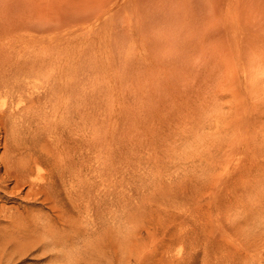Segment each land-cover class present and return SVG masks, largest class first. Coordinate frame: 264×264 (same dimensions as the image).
Returning <instances> with one entry per match:
<instances>
[{
    "label": "rangeland",
    "instance_id": "obj_1",
    "mask_svg": "<svg viewBox=\"0 0 264 264\" xmlns=\"http://www.w3.org/2000/svg\"><path fill=\"white\" fill-rule=\"evenodd\" d=\"M117 1L28 0L22 4L25 13L46 21L53 16L56 19L58 11L61 14L75 8L77 20L72 24L82 28L83 34L87 30L91 40L83 36L81 41L85 40L81 43L85 47L81 44L82 49L80 46V50L69 52L67 57L83 54L82 58L98 57V63H103V51L111 50L115 67L109 80L119 81L110 89L122 93L123 87L124 91L123 99L116 93V106L121 114L126 112V117L137 112L131 114L132 119L129 115L128 119L118 121L122 124L114 125L117 133L113 142L117 136L118 145L112 144L116 157H109L111 173H104L105 158L102 160L99 154L105 146V137L100 129L107 127L108 116L104 101L96 99L98 92L90 89L95 78L87 79L83 83L85 88L82 85L86 99H82L83 103L79 101L80 107L75 111L76 144L72 154L77 159L79 178L97 182V189L82 194L81 181L72 178L68 171V176L61 183L58 181V188L49 191V196L39 186L59 178L57 151L70 155L71 145L67 141L59 147L53 142L49 144L43 119L28 130L23 129L28 124L20 120L25 111L42 107L18 100V94L37 97L46 87L16 89L14 107L25 109L21 108L16 116L20 122L17 120L15 132L7 140L6 126L0 118V264H66L72 260L74 264H264V0H142L141 5H136L141 0L133 3L120 0L118 5ZM109 8L110 17L114 13L115 20L122 17L113 26L114 19L107 18ZM101 23L104 28H99ZM89 26L96 31L103 29L100 36L99 31L95 36ZM139 29L143 31L141 37ZM104 30L106 42L101 40L106 34ZM23 32L15 29L8 36L18 44L24 39ZM46 33L52 36V31ZM46 33L39 34L47 37ZM114 35L120 39L116 41ZM153 40L159 41L158 46ZM132 46L137 48L135 53L130 49ZM20 50L15 51L16 58H22ZM127 50L130 54L123 56ZM38 52L44 54L46 48ZM130 56L139 60L134 63L130 60L126 65L125 58ZM141 57L153 59L151 65L149 59V64L144 60L145 64L139 66ZM135 68H139L138 72ZM141 69L143 73L149 71V75L144 78ZM43 70L52 71L49 67ZM116 71L123 74V79L127 77L128 82H135L137 89L133 87L135 83L120 80ZM99 79L96 81L103 85L108 80L101 76ZM145 79L153 83L159 80L157 88H151L153 83L148 80L145 83ZM143 84L147 89L150 86V96L155 98L150 97L154 106L148 104L152 109L147 106L140 112L137 105H131L136 104L132 102L136 101L135 91ZM103 87L102 97L107 92ZM2 106L1 98L0 115ZM124 121L128 124H123ZM24 163H30L33 170L21 177L20 166ZM87 204L91 206L89 210H85ZM42 233H46L43 237L49 245L37 243L31 247Z\"/></svg>",
    "mask_w": 264,
    "mask_h": 264
},
{
    "label": "bare ground",
    "instance_id": "obj_2",
    "mask_svg": "<svg viewBox=\"0 0 264 264\" xmlns=\"http://www.w3.org/2000/svg\"><path fill=\"white\" fill-rule=\"evenodd\" d=\"M25 1H28V0H0V99L2 98V105L4 106H2V109H1V115H0V118H1V120H3V123H4V125L6 126V132H7V134H6V140L8 139V138H10V134H11V132L12 133H14L15 132V130H14V128H15V125H16V123H17V120H18V122H20L19 121V119H17L16 120V116L20 113V110H21V108H24V107H19L18 109H15V107H14V102L16 101L15 100V95H16V93H15V91H16V89L17 88H21V87H28V88H30V89H33V87H35V88H37V89H39V88H45V90L43 91V93L42 94H39V95H37V97H32L31 96V98H28L27 97V95L26 94H24L23 92L22 93H20V94H18V100H27V102H29L28 103V105H30V106H32V107H37L36 105H39V106H41L42 107V109H38V110H36V109H34V110H32L31 109V107H30V109H27V111H25L26 113L25 114H23V117L20 119L22 122L23 121H25L26 123H28L27 125H24V130L25 129H27L28 130V128L30 127V126H32V125H36L37 123V121L39 122V120L40 119H43V122H41V120H40V122L42 123V126H43V128L46 130V134H47V136H48V138L46 139L47 141H49V144H50V142L52 143H54L53 145H57L58 147H59V144L61 143V142H63V141H67V142H69V144L71 145L69 148V150H70V155H64V154H62L60 151H57L59 154H60V156L58 157V159L60 160V161H57L56 163H57V172H58V176H59V178H53V179H51V181H50V183H48V184H43V185H41V186H39L40 188H45L44 190L43 189H41V190H43V191H46V193H47V191H48V193H49V191H53V190H55V188H58V186H59V180H60V183H61V181H62V178H64L66 175H67V173H68V171L70 172L69 174H71L72 175V178H75V179H78V180H80L81 182L79 183V184H81L80 186H81V189H80V192L82 193V194H84V192H87V193H89L90 194V192L93 190V189H97V185H96V183L97 182H91V181H89V183H88V181L86 180V181H82L83 179H81V178H79L81 175H78L79 173H78V165H77V159H76V157L74 156V154H72V151L74 150L73 149V145L75 146V141H76V139H75V137H74V131H75V129L77 128V120H75V111L76 110H78V108L80 107L78 104H79V101H81L82 102V99H86L85 97H84V95H85V93L84 92H82V90H84L83 88H85L84 87V84L83 83H85V81L87 82V79H91V80H93L94 78H95V81L93 80V82L90 84V85H92L91 86V90H93L92 88H94V91L96 90L97 92H98V96L96 97V99L97 98H99V100L101 101V99L104 101V105H105V110L107 111V116H108V118H106V117H104V118H106L107 119V121H108V123H107V127H106V125L105 126H103V127H105V128H103V130L102 129H100L101 131H103V135H104V137H105V146L103 147V149L101 150V152H100V157L102 156V160L105 158V166L104 167H102L103 169H104V173H111V169H112V166H111V164H109L108 163V159H109V157H113V159H114V157H116V156H114L115 155V151H114V148H113V146H114V144H112V142H113V139H114V137L115 136H113L114 134H115V132H116V129L117 128H115L114 127V125L116 124L117 125V123H118V121H120V120H122L123 118H127L128 119V117H129V115H131L132 113H134V112H132V110L131 109H129V106H130V99L128 100L127 99V97L128 96H126V99H127V101H129V106L128 105H125V102H124V106H128V108H126V109H129V112H132L131 114L130 113H128L129 115L126 117V112H125V114L123 113V114H121L120 112V109H118L117 108V106H116V104H117V102L115 103V100H117V97H116V93L114 92V89L112 88V89H110L111 88V86H114V85H116L117 84V81H119V80H115V79H110L109 80V78H110V76H111V74L113 73V66L115 65H113L112 64V59L114 60V58H111V56L113 55H111V50H107V51H103V52H105V54H103L102 56H103V63L101 62L100 63V61H99V63H98V57L96 58V59H93L92 60V58H91V56L88 58V56H86L87 58H82L81 56L83 55V54H81V52H80V57L79 56H77V58H68L67 57V55H69V52H71V51H74V50H80V46H81V42H83L84 40H82L81 41V38L83 37V36H85V37H87L88 39H86V40H88V41H90L91 40V37H90V40H89V36L87 35L88 33L86 32L87 30H85V32H86V35H85V32H84V34H83V29L82 28H80V29H82V31L80 30V29H78V28H75L74 26L75 25H73L72 23H75L76 24V22H74L75 20H77V19H74L75 18V14L77 15V13H75L74 12V10H75V8H74V10L73 9H71L70 10V12H69V10L68 9H66L65 10V8H63L62 10V12H64V10H65V12L64 13H59V12H61V11H58V16L56 17V19L54 18V16H53V18L51 19L50 17L52 16H50L49 18H50V20L49 21H46V20H40L39 18H37V19H35V18H33L32 16H30L31 14L29 13V12H27L26 11V13H25V10H24V7H23V2H25ZM123 1V0H122ZM124 1H127V0H124ZM130 0H128L127 2L128 3H133L134 1L133 0H131V2H129ZM137 1H139V0H137ZM136 1V2H137ZM145 1V0H144ZM141 3L140 4H138V3H136V5H141L142 3H144V2H142V0L140 1ZM112 3H114V2H112ZM111 3V4H112ZM117 3V5L118 4H120V0L119 1H117L116 2ZM115 3V4H116ZM29 5V4H28ZM117 5H115V6H117ZM129 5V4H128ZM133 5V4H132ZM113 6V5H112ZM120 6V5H119ZM124 6H125V2H124ZM126 6H127V3H126ZM130 7H131V4L129 5ZM29 7V6H28ZM122 7H123V5H122ZM133 7V6H132ZM134 7H135V5H134ZM105 8V7H104ZM110 8H112L111 6H110ZM110 8H109V12L108 11H106V12H108L107 13V18H110L108 21H113V19L114 18H116V13H114L115 11H116V8H115V11H114V9H113V11L114 12H112L111 14H113V16H109L108 14L110 13ZM125 8V7H124ZM106 9V8H105ZM73 10V11H72ZM77 10V9H76ZM112 10V9H111ZM117 12V11H116ZM119 12V11H118ZM56 13V12H55ZM54 13V14H55ZM122 13V11L120 12V14ZM57 14V13H56ZM106 14V13H105ZM124 14V13H123ZM117 16H119V13L117 14ZM123 16V15H122ZM150 16H152V15H150ZM149 16V17H150ZM76 17H78V16H76ZM112 17H114V18H112ZM121 19H122V17L121 16H119ZM119 17L116 19V20H118L119 19ZM153 18V17H152ZM115 19H114V21L112 22V26H113V23H116L115 21H116ZM121 21V20H120ZM104 24H105V22H103ZM103 23H101L100 25V27L99 28H104L105 27V25H103ZM111 23V22H110ZM118 23V22H117ZM122 23H123V21H122ZM124 24V23H123ZM122 24V25H123ZM131 24V23H130ZM103 25V26H102ZM116 25V24H115ZM141 25V24H140ZM109 26L110 27H112L111 26V24H109ZM142 26V25H141ZM129 28H128V31L130 32V33H132L133 35L135 34V33H133V30H132V32L130 31L131 30V26H128ZM89 28L91 29L92 27L91 26H89ZM98 28V29H99ZM113 29H115V27H112ZM125 28H127V27H125ZM17 30V29H22L24 32H23V34H24V39L22 40V41H20L18 44H15V42H13V38H10L8 35H10V33L13 31V30ZM90 29H89V32H90ZM112 29V30H113ZM136 29V28H135ZM52 31V36L50 35V36H48V33H46V31ZM93 30V28L91 29V31ZM95 30V29H94ZM93 30V34L96 36L97 35V31H99V35H97V36H100V31H102V30H95L94 31ZM112 30H111V32H112ZM140 30V32H142V33H138L139 34V36L140 35H142L143 34V31H141L142 29H139ZM115 31H117V30H114V32ZM118 31H120V30H118ZM41 32H43V33H46V35H47V37H45V35L44 36H42V35H40L39 33H41ZM95 32V33H94ZM104 32H106V34H105V36H104V39L102 38L101 39V37H100V39L101 40H105V42H106V40L107 39H105V37H106V35H107V31H105L104 30ZM129 32H128V35H130V37H129V39H132L131 38V34H129ZM134 32H137V29L134 31ZM103 33V32H102ZM117 33V32H116ZM115 33V34H116ZM124 33V32H123ZM108 34H109V32H108ZM112 34V33H111ZM114 34V33H113ZM118 34V33H117ZM125 34V33H124ZM92 35V34H91ZM93 35V36H94ZM101 35H104V34H101ZM94 36V37H95ZM110 36V35H109ZM117 36V35H116ZM115 35H114V37H116ZM125 36V35H124ZM136 36H137V34H136ZM111 37V36H110ZM109 37V40H111V38ZM122 37V36H121ZM141 37V36H140ZM98 38V37H97ZM107 38V37H106ZM117 39H116V41L117 40H119L118 39V37H116ZM96 39V38H95ZM126 39V38H125ZM128 39V40H129ZM124 40V39H123ZM123 40H120V42H122ZM158 40V39H157ZM157 40H153V42L155 43V45H157L158 43H159V41H157ZM92 41H94L95 43L96 42H98V41H95L94 39H92ZM114 41H115V39H114ZM115 41V44L117 43L118 44V42H116ZM125 41V40H124ZM101 43H103L102 41H100ZM104 42V43H105ZM127 42V41H126ZM153 42H151V45H153L152 43ZM158 42V43H157ZM85 43V42H84ZM91 42H89V44H90ZM94 43V44H95ZM111 43V42H110ZM128 43V42H127ZM126 43V44H127ZM157 43V44H156ZM87 44V43H86ZM88 44V45H89ZM99 44V43H98ZM106 44V43H105ZM104 44V45H105ZM114 44V45H115ZM124 44V43H123ZM83 45V44H82ZM92 45V44H91ZM95 45H97V44H95ZM111 45V44H110ZM110 45H108V46H110ZM119 45V44H118ZM122 44H120V47H122V46H124L125 47V45H122ZM135 45V44H134ZM133 45V46H134ZM84 47H85V44L83 45ZM87 46V45H86ZM90 46V45H89ZM88 46V47H89ZM100 46H101V44H100ZM99 46V47H100ZM106 46H107V44H106ZM133 46H132V48H133ZM147 46V45H146ZM145 46V47H146ZM158 46V45H157ZM156 46V47H157ZM46 48V52L43 54V53H41L40 54V52H38V49H41V48ZM93 47V49H94V46H92ZM101 47H103V46H101ZM105 47V46H104ZM119 47V46H118ZM127 47V46H126ZM134 47H136V46H134ZM152 47H154V45L152 46ZM155 47V48H156ZM114 48H116V47H114ZM132 48H130L131 49V51H134L133 53H135V51H136V49H134V50H132ZM19 50V49H21L20 51H22V54H23V56H22V58L20 57V58H16L15 56H14V53H15V51L16 50ZM81 49H82V46H81ZM105 49V48H104ZM121 49V48H120ZM127 49V48H126ZM125 49V50H126ZM84 50V49H83ZM87 50V49H86ZM99 50H101V49H99ZM106 50V49H105ZM116 50H117V48H116ZM122 50H123V48H122ZM40 51V50H39ZM94 51V50H93ZM96 51V50H95ZM94 51V52H95ZM97 51H98V49H97ZM102 51V50H101ZM140 53H142L141 52V50H138ZM92 52V51H91ZM90 52V53H91ZM126 53H124V55H123V53H122V55L123 56H127V52H128V50L127 51H125ZM82 53H83V51H82ZM97 53V52H96ZM100 53V52H99ZM102 53V52H101ZM113 53H117V52H113ZM119 53H120V50H119ZM129 53V52H128ZM132 53V52H131ZM85 54V53H84ZM126 54V55H125ZM130 54V53H129ZM137 54V53H136ZM135 54V55H136ZM139 54V53H138ZM137 54V55H138ZM98 55V54H97ZM135 55H131V56H135ZM137 55L135 56V57H137ZM142 55V54H141ZM145 54H143V56H144ZM146 55H147V53H146ZM145 55V56H146ZM150 55V57H152L153 59H154V55H152L151 56V54L149 53L148 54V56ZM75 56V55H74ZM73 56V57H74ZM101 56V57H102ZM120 56H121V53H120ZM122 56V57H123ZM130 56V57H131ZM139 56H140V54H139ZM79 57V58H78ZM135 57H131L130 59H129V57H126L125 58V61H126V65H127V62H128V65H129V61L131 60L133 63L134 62H136V60L139 58H136V60L134 59ZM100 58V57H99ZM148 58V59H147ZM146 59L145 58H140V60L141 59H143V60H141V64H139L138 62V64H139V66L140 65H143V63L145 64V61L144 60H146V62L148 63V60H149V62H150V65H151V60H153V59H151V58H149V57H147ZM156 58V57H155ZM119 59H121V57L119 58ZM134 59V60H133ZM164 60H166L165 58H163ZM100 60H101V58H100ZM118 60V59H117ZM122 60V59H121ZM139 60V59H138ZM119 61V60H118ZM130 61V62H131ZM143 61V62H142ZM168 61V60H167ZM122 63H125L124 61H121ZM155 62H157V59L155 60ZM166 62V61H165ZM168 62H170V61H168ZM147 63H146V65H147ZM167 63V62H166ZM117 64V63H116ZM118 64H120L119 62H118ZM138 64H136L137 65V67H139L138 66ZM149 64V63H148ZM155 64V63H154ZM124 65V64H123ZM131 65V64H130ZM135 65V66H136ZM146 65H145V67H146ZM149 65V66H150ZM132 66H134L133 64H132ZM152 66H153V64H152ZM46 67H49V68H51L52 69V71H50L49 73H45L44 72V70L43 69H45ZM115 67V66H114ZM123 67V66H122ZM129 67V66H128ZM124 68H126L125 70H127V67H124ZM124 68H122V69H124ZM140 68V67H139ZM139 68H135L136 69V72H138V69ZM147 68H148V65H147ZM150 68V67H149ZM115 69V68H114ZM119 69V68H118ZM131 69V68H130ZM129 69V70H130ZM134 69V68H133ZM133 69H131V70H133ZM146 69V68H145ZM117 70V69H116ZM129 70H128V72H129ZM142 70H144V69H141L140 71L142 72L141 74L142 75H145V76H143L144 78L146 77V74L147 75H149L148 74V72L149 71H147V73L145 72V73H143V71ZM149 70V69H148ZM151 70V69H150ZM153 70V69H152ZM118 71V70H117ZM115 72V73H117L118 74V72ZM140 71H139V74H140ZM132 72V71H131ZM135 72V73H136ZM151 73V75H152V77L153 76H155V74L154 73H152V71H150ZM158 71H156L155 73H157ZM121 72H119V74H120ZM127 73V72H126ZM133 73H134V71L131 73L132 75H133ZM160 73V72H159ZM158 73V74H159ZM118 74V75H119ZM137 74V73H136ZM118 75H117V78H118ZM123 75V74H122ZM122 75H119V79L120 80H127V82H128V78L127 77H125L124 79L122 78L123 76ZM131 75V76H132ZM164 75H166V73L164 74ZM99 76H101L102 78H105V79H108V80H105V84L103 85L102 83L103 82H101V81H98V80H100L99 79ZM130 76V77H131ZM137 77H138V75H136ZM158 75H156V78H158L157 77ZM162 75L160 74V77H161ZM149 77V76H148ZM147 77V78H148ZM116 78V77H115ZM142 78V77H141ZM153 78H155V77H153ZM96 79H98L97 81H96ZM143 79V78H142ZM141 79V80H142ZM149 79V78H148ZM148 79H145L146 80V82H145V80H144V82L145 83H149L150 81L148 80ZM150 79H152V78H150ZM166 78H164V80H165ZM90 80V81H91ZM104 79H102V81H103ZM149 82H148V81ZM153 80V79H152ZM167 81H166V83L167 82H169V79L167 78L166 79ZM123 81V82H124ZM133 81V80H132ZM154 81V80H153ZM153 81H151L150 83L152 84L153 83ZM159 82V80H156V83H158ZM163 81V80H162ZM155 82V81H154ZM160 82H161V80H160ZM120 83H121V81H120ZM128 83H131V84H133V83H135V82H128ZM127 83V84H128ZM144 83V84H145ZM156 83H153L154 85L156 84ZM123 84H125V83H123ZM143 84V85H144ZM152 84V87L151 88H153V87H156L157 88V86L155 85H153ZM82 85H83V88H82ZM136 83H135V86H133V87H135L136 89H137V87H136ZM147 85V84H146ZM167 85H169V83L167 84ZM166 85V86H167ZM104 86V87H103ZM124 86H126V84L124 85ZM131 86V87H132ZM140 86V85H139ZM147 86H149V84L147 85ZM89 87V86H88ZM106 88V93H104V96L102 97L101 96V88ZM121 87H122V85H121ZM118 88V87H117ZM125 88V87H124ZM127 88V87H126ZM128 88H129V86H128ZM135 88H130L131 90L133 89V90H136ZM150 88V86L148 87V89ZM155 88V89H156ZM26 89V88H25ZM24 89V90H25ZM87 89V88H86ZM85 89V90H86ZM90 89H88V92H89V90ZM147 89V87H145V85L144 86H140V88L138 87V90H137V92L135 91V93H136V95H135V100L136 101H132V102H136V104L134 103H132V107L134 106V105H137L136 106V108H138V110L141 112V110H144V108L146 107L147 108V106H149L148 104H150L152 101L151 100H153L154 101V99H151V98H155V97H153V95H152V97L150 96L152 93H150V90H148ZM166 89V88H165ZM29 90V89H28ZM34 90V89H33ZM121 90V89H120ZM130 90V91H131ZM132 90V91H133ZM42 91V90H41ZM129 91V92H130ZM30 93H31V91H29ZM36 92V91H35ZM34 92V93H35ZM85 92H87V91H85ZM93 92V91H92ZM124 91H123V87H122V93H123ZM154 92V91H153ZM29 93V94H30ZM41 93V92H40ZM122 93H117V95H119L120 94V97L123 99L124 97H123V95H122ZM126 93H128V92H126ZM91 94H93V93H91ZM106 94V95H105ZM125 94V93H124ZM31 95V94H30ZM29 95V96H30ZM89 95V94H88ZM96 95V94H95ZM95 95H94V97H95ZM103 95V94H102ZM130 95H132V92H131V94ZM35 96V95H34ZM70 98V99H72V100H70V101H67L68 99L67 98ZM75 97V98H74ZM86 97H87V95H86ZM102 97V98H101ZM120 97L118 98V99H120ZM151 97V98H150ZM130 98V97H129ZM134 98V97H133ZM92 99V98H91ZM99 100H97V102L99 101ZM85 101H87V100H85ZM125 101V100H124ZM123 102V101H122ZM121 102V103H122ZM14 103V104H13ZM83 103V102H82ZM88 103V102H87ZM92 103V102H91ZM42 104V105H41ZM95 104V103H94ZM120 104V103H119ZM123 104V103H122ZM122 104H120V105H122ZM152 104V103H151ZM150 104V106L152 107V105ZM78 105V106H77ZM80 105H81V103H80ZM85 105V104H84ZM93 105V104H92ZM91 105V106H92ZM119 105V106H120ZM23 106H25V105H23ZM27 106V105H26ZM38 106V107H39ZM87 106V105H86ZM85 106V107H86ZM90 106V105H89ZM88 106V107H89ZM95 106H97V105H95ZM115 106H116V108H115ZM124 106H122V107H124ZM130 106V107H131ZM149 106V107H150ZM154 106V105H153ZM29 107V106H28ZM37 107V108H38ZM99 107H100V105H99ZM99 107L97 108V111H98V109H99ZM102 107V106H101ZM104 107V106H103ZM135 107V106H134ZM149 108V109H152V108ZM95 109H96V107H94ZM135 108V109H136ZM140 108V109H139ZM25 109V108H24ZM125 109V108H124ZM134 109V110H135ZM23 110V109H22ZM35 111H37L36 113H35ZM96 111V110H95ZM96 111V112H97ZM99 111H101V109L99 110ZM105 111V112H106ZM153 111V110H152ZM23 112V111H22ZM137 112V111H136ZM135 112V113H136ZM145 112V111H144ZM150 113L151 111L149 110V111H146L145 112V114L146 113ZM79 113H80V111H79ZM100 113V112H99ZM135 113H134V115H135ZM142 113H143V111H142ZM142 113L140 114V115H142ZM144 114V113H143ZM144 114V115H145ZM20 115H22V113L20 114ZM100 115V114H99ZM98 115V116H99ZM134 115H131V117H130V119H132V117L134 116ZM137 115V114H136ZM144 115H142L141 117H143ZM19 116V115H18ZM101 116H102V114H101ZM141 117H139V118H141ZM24 118H25V120H24ZM102 118V117H101ZM104 118H102V119H104ZM135 118V117H134ZM133 118V121L132 122H135L136 120ZM39 119V120H38ZM45 119V120H44ZM137 119V118H136ZM144 119V118H143ZM141 120V119H140ZM79 121V120H78ZM39 122V123H40ZM102 122H103V120H102ZM105 122V121H104ZM122 122V121H121ZM126 121H124L123 122V124H125L126 125V123H125ZM118 124H122V123H118ZM128 124V123H127ZM135 124H136V122H135ZM18 125V124H17ZM124 125V126H125ZM40 126H41V124H40ZM78 126H79V124H78ZM123 126V128H125ZM21 127H22V125H21ZM129 127H131V126H129ZM17 128V127H16ZM20 128V127H19ZM97 128H98V126H97ZM122 129V128H121ZM118 130H119V126H118ZM21 131V130H20ZM124 131V130H123ZM18 132H19V130H18ZM24 132V131H23ZM121 132V131H120ZM120 132H118V133H120ZM101 133V132H100ZM117 133V132H116ZM34 133H32V135H33ZM35 135V134H34ZM19 136V135H18ZM24 136V135H23ZM22 136V137H23ZM113 136V138H112V141H111V137ZM37 137H38V135H37ZM96 137H99L98 135H96ZM101 137V136H100ZM99 137V138H100ZM103 137V136H102ZM121 137V136H120ZM40 138V137H39ZM122 138V137H121ZM26 139V138H25ZM87 139V138H86ZM116 139H117V136H116ZM115 139V140H116ZM37 140V139H36ZM99 140V139H98ZM102 140H104L103 138L101 139V140H99V141H102ZM115 140H114V142H115ZM96 141V140H95ZM88 142V141H87ZM113 142V143H114ZM117 142H118V140H117ZM117 142H115L116 144H117ZM98 143H100V142H98ZM88 144V143H87ZM92 144V143H91ZM96 144V143H95ZM94 144V145H95ZM101 144H103V142L101 143ZM100 144V145H101ZM52 145V144H51ZM53 145L51 146V147H53ZM93 145V146H94ZM98 145V144H97ZM118 145V144H117ZM57 146H56V148H57ZM99 146V145H98ZM98 146L96 147V148H98ZM119 146H120V144H119ZM7 147H8V144H7ZM54 148V147H53ZM52 148V149H53ZM85 148V147H84ZM89 148V147H88ZM87 148V149H88ZM102 148V147H101ZM116 148V147H115ZM58 149V148H57ZM90 149V148H89ZM99 149H100V146H99ZM118 149V148H117ZM54 150V149H53ZM91 150V149H90ZM119 150V149H118ZM68 151V150H67ZM85 151V150H84ZM120 151V150H119ZM75 152V151H74ZM57 153V154H58ZM102 153V154H101ZM67 154V153H66ZM50 155V154H49ZM55 155V154H54ZM98 155V156H99ZM48 156V155H47ZM56 157L55 158H57V155H55ZM106 156V157H105ZM104 157V158H103ZM112 159V158H111ZM62 160H64V161H62ZM101 160V161H102ZM116 160V159H115ZM66 161V162H65ZM36 162V161H35ZM38 162V161H37ZM59 162V163H58ZM61 162V163H60ZM104 162V161H103ZM53 163V162H52ZM102 163V162H101ZM112 163H113V161H112ZM30 164V163H29ZM29 164H23L22 166H20V175H21V177H23V175H25V174H29V171H31L32 172V170L33 169H31V167L29 166ZM60 164V165H59ZM33 165H35V164H33ZM32 165V166H33ZM55 165V164H54ZM114 165V164H113ZM118 166H120V165H118ZM117 166V167H118ZM114 167V166H113ZM96 168V167H95ZM116 168V167H115ZM87 169V168H86ZM18 171V170H17ZM97 171V170H96ZM83 172H88V171H85V170H83ZM103 172V171H102ZM81 173V172H80ZM100 173V172H99ZM98 173V174H99ZM104 173H102V174H104ZM19 174V173H18ZM98 174H97V176H98ZM68 176V175H67ZM101 176V175H100ZM20 177V178H21ZM70 177V176H69ZM25 178V177H24ZM23 178V179H24ZM28 178V177H27ZM102 178V177H101ZM105 178V177H104ZM68 179H70V178H68ZM88 179H89V177H88ZM26 180V179H25ZM85 180V179H84ZM100 180V179H99ZM107 180V179H106ZM73 181V180H72ZM35 183V182H34ZM98 184V183H97ZM105 184V183H104ZM31 185H33V184H31ZM67 185V184H66ZM75 185V184H74ZM34 186V185H33ZM33 186H32V188H33ZM105 187V186H104ZM115 188H118V185H117V187L116 186H114ZM40 188H38L39 190H40ZM64 188H65V186H64ZM109 188V187H108ZM60 189V188H59ZM68 189V188H67ZM77 189V188H76ZM79 189V188H78ZM110 189H112L111 187H110ZM62 190V189H61ZM106 190H107V188H106ZM69 191V190H68ZM111 191V190H110ZM113 191V190H112ZM111 191V192H112ZM120 191V189L118 190L117 189V192L116 193H118ZM67 192V191H66ZM100 192V191H99ZM54 193H55V191H54ZM59 193H60V191H59ZM71 193V192H70ZM86 193V194H87ZM94 193V192H93ZM113 193H115V191L113 192ZM50 194L51 193H49V196H50ZM85 194V195H86ZM110 194H112V193H110ZM53 195V194H52ZM51 195V196H52ZM72 195V194H71ZM92 195V194H91ZM90 195V196H91ZM96 195V194H95ZM106 195H107V193H106ZM120 195V194H119ZM48 196V195H47ZM55 196H57V195H55ZM81 196V195H80ZM93 196V195H92ZM115 196V195H114ZM71 197V196H70ZM69 197V198H70ZM76 197V196H75ZM112 198H113V196H111ZM116 197H117V195H116ZM59 198V197H58ZM78 198V197H77ZM82 198V197H81ZM83 198H84V195H83ZM104 198V197H103ZM106 198V197H105ZM54 199V198H53ZM98 199V198H97ZM101 199V198H100ZM107 199H108V196H107ZM52 200V199H51ZM90 200H91V198H90ZM110 200H113V199H110ZM54 201H55V199H54ZM57 201V200H56ZM104 201V200H103ZM107 201V200H106ZM115 201V200H114ZM113 201V202H114ZM120 201V200H119ZM90 202V201H89ZM96 202H98V200L96 201ZM78 203V205H79V202H77ZM107 203V202H106ZM109 203V202H108ZM103 204V203H102ZM74 205V204H73ZM94 206V205H93ZM104 207V206H103ZM86 209L85 210H89L90 208H91V206H89V204H87L86 205V207H85ZM80 209V208H79ZM82 212V211H81ZM84 212V211H83ZM44 234H46V233H44ZM43 233L42 234H40V238L38 237V242H36V243H33L32 245H31V247H34V245H36L37 243L39 244H41V245H43V246H45V247H47L48 245H49V241L48 240H45L44 239V237L43 236H45ZM46 237V236H45ZM35 238V237H34ZM44 240V241H43ZM39 241H42V242H39ZM58 245H60V244H58ZM30 247V248H31ZM50 248V247H49ZM61 248H62V246H61ZM54 249V248H53ZM60 251V250H59ZM58 251V252H59ZM43 252V251H42ZM46 252V251H45ZM62 252H63V250H62ZM44 253V252H43ZM53 253V252H52ZM46 254V253H45ZM41 255H43V254H41ZM1 258V257H0ZM2 260V259H1ZM55 260H56V258H55ZM7 261L9 262V261H11V257L10 258H8L7 259ZM56 262V261H55ZM70 262V261H69ZM66 263V264H74L73 263V260H72V262L71 263ZM10 264V263H9ZM48 264V263H47Z\"/></svg>",
    "mask_w": 264,
    "mask_h": 264
}]
</instances>
